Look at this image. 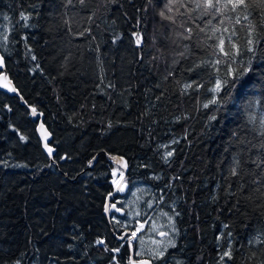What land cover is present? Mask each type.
<instances>
[{
  "label": "trees",
  "instance_id": "16d2710c",
  "mask_svg": "<svg viewBox=\"0 0 264 264\" xmlns=\"http://www.w3.org/2000/svg\"><path fill=\"white\" fill-rule=\"evenodd\" d=\"M202 11L191 0H0L6 72L55 148L50 160L37 121L0 91V264H130L131 252L154 264H264V42L247 52V21ZM248 12L259 25L261 8ZM212 25L238 33L232 66L250 71L235 87L232 57L208 39L228 34ZM217 79L230 83L214 93ZM192 82L200 86L184 92ZM115 154L128 160L133 190L173 220L163 231L178 229L177 244L146 253L141 240L117 239L148 211L118 202L125 213L107 219L111 178L122 172Z\"/></svg>",
  "mask_w": 264,
  "mask_h": 264
},
{
  "label": "snow or ice",
  "instance_id": "6c2138e0",
  "mask_svg": "<svg viewBox=\"0 0 264 264\" xmlns=\"http://www.w3.org/2000/svg\"><path fill=\"white\" fill-rule=\"evenodd\" d=\"M69 2H71V0H69ZM173 0H169V3H172ZM191 2L195 5V9H202L203 11L201 12V15H208L210 10H214V14H220L223 15L225 12H233V13H237V16L235 17V23L236 24H240L241 19L247 21V39H246V51L247 52H251L254 53L255 52V48L256 45L260 44L261 42H264V35H262L259 31L258 28H264V0H191ZM80 3L83 4L84 0H80ZM184 4L181 3V7H183ZM252 6H257L259 8H261L262 12H261V23L259 25H257L256 23H254L251 19H249L251 13L248 12V9ZM166 8L168 10V12H172L173 9L172 7H169L168 5H166ZM178 12V10H177ZM243 12V16L240 15V13ZM160 16L163 19L169 20L171 21L173 24L176 23L175 19L173 16L170 15H166L164 11L160 12ZM21 18L25 21H27L29 19V16L24 14L23 12L21 13ZM197 19H199V17H197ZM225 19H231V17H225ZM225 20L222 19L220 20V25H224ZM208 24L211 25L212 21L209 20ZM180 27H184V24H181ZM200 32H204L205 28H200L199 29ZM185 31L187 32V35H183V34H178L181 35L182 39L184 40H191L192 39V35H193V29L192 28H185ZM212 32L213 34L217 33V32H222V33H227L228 35H219V36H209L208 39H213L215 38L217 40V44L214 46L215 48L218 49L219 53H222L225 56H231L232 57V63H230L228 65V73L230 76H232V86L235 87V81H238L241 79V77H243L244 75H246L249 71L250 68L249 67H244L242 68V70H238L237 68H233V64L237 63L236 58L242 55V49L238 43L237 40H234V37H237L238 33L235 30V28L229 29L228 27H217L216 25H212ZM140 43V39H137V44ZM226 43L228 46H230V50L229 48H226ZM187 47V46H185ZM179 55L184 56V53H180ZM33 59H35V57H33ZM210 62L207 60H203L200 63L194 64L192 68L188 69L191 72L196 71V69L209 64ZM215 65H219L221 63V61L219 59L215 60ZM242 63V62H241ZM251 63V62H249ZM3 66V60L2 58H0V67ZM230 82L228 80H220L217 79L215 86L213 89H211V91H213L214 93H219L221 91L222 88H224L227 84H229ZM196 86L197 88L200 86L198 84H196L195 82L192 83H186L183 85V91L186 92L188 89L193 88V86ZM11 91H15V89H10ZM217 103V100L215 99V97H213L212 100L209 101V104H215ZM209 105L205 104L204 107L207 108ZM35 109H33V113L35 114ZM214 118V117H213ZM21 139L23 140L24 137L21 136ZM47 147V145H46ZM49 151L51 152V149H49ZM168 157H170L172 155V152H168L166 154ZM236 174V170L233 169V175ZM135 235V234H133ZM97 243H103V241H97ZM116 251L118 252L119 249H116ZM160 256H163L164 253L161 252L159 254ZM231 251H225L224 254L220 257L221 261L224 260L225 257H228L229 259H231Z\"/></svg>",
  "mask_w": 264,
  "mask_h": 264
},
{
  "label": "water",
  "instance_id": "95a60500",
  "mask_svg": "<svg viewBox=\"0 0 264 264\" xmlns=\"http://www.w3.org/2000/svg\"><path fill=\"white\" fill-rule=\"evenodd\" d=\"M0 58H2L0 54ZM3 60V58H2ZM15 89V91H11L10 89ZM0 91H3L5 93H8L10 95L18 97L20 99L21 103L26 106V108L29 111L30 116L32 119L36 120V128L35 132L36 135L41 143L42 149L44 153L49 157L50 160H52L55 148L50 144L51 141V133L43 123V115L42 113L35 111V114L33 113V107L29 106L25 100L22 98V96L19 94L18 90L13 84L12 79L10 78L9 74L6 72L5 64L3 60V66L0 67ZM47 145V147H46ZM51 149V152L49 151ZM114 164L119 166L122 169V175L118 181V183L114 186V189L106 196L105 200V206H104V213L108 220H110V213L115 211L118 212L120 209L116 206L115 203H110L111 198L114 196V194L117 192L120 195H124L127 192L128 184L124 181L125 175L127 173L128 168V160L118 154H115L111 157ZM129 234V238L133 239L134 235L129 231H124L120 236H118L119 241H123L126 236ZM131 245H130V251H131ZM130 264H154L151 259L147 257H141V258H134L133 252L130 253Z\"/></svg>",
  "mask_w": 264,
  "mask_h": 264
},
{
  "label": "rangeland",
  "instance_id": "374dc122",
  "mask_svg": "<svg viewBox=\"0 0 264 264\" xmlns=\"http://www.w3.org/2000/svg\"><path fill=\"white\" fill-rule=\"evenodd\" d=\"M141 190L142 189L140 188L133 190L129 195L128 200L125 201V205H127V208H130L133 211V214L136 215H142L148 211L145 219V221H147L146 223L142 220L136 222L134 236H136L138 241L141 240L143 242L141 243L143 252L151 253L152 249H159L167 244V241L162 239L163 234L160 232L165 228H172L173 220L166 215L167 213L158 208L157 203L154 200L151 198L142 199L144 195H142ZM146 229L147 231L143 237L142 235L137 236L141 231L144 232Z\"/></svg>",
  "mask_w": 264,
  "mask_h": 264
},
{
  "label": "flooded vegetation",
  "instance_id": "af4514ba",
  "mask_svg": "<svg viewBox=\"0 0 264 264\" xmlns=\"http://www.w3.org/2000/svg\"><path fill=\"white\" fill-rule=\"evenodd\" d=\"M121 175H122V172H121ZM120 176L118 177H115L112 175V178H111V186H112V190L114 189V186L116 185V183L118 182V180L120 179ZM133 176L132 178L127 176V174L125 175V178H124V181L128 184V189H127V192L126 194L124 195H120L118 194L117 192L114 194V196L111 198L110 200V203H115L116 206L120 209L118 212H111L110 213V216H111V219H115L116 218V215L117 214H124L125 213V209H122L123 207L119 205L118 202H121V204L125 203V201H127V199L129 198V195L131 194V192L133 191ZM128 197V198H127ZM124 205V204H123ZM126 206V205H125ZM168 233H166L165 231H161L160 233L161 234H166L168 237H166V241H167V244L164 246V247H171L175 244H177V241H178V237H179V230L177 229L174 233L170 232V230H167ZM162 235V236H163ZM126 238L128 239L129 238V234L128 236H126ZM125 238V239H126ZM135 238L136 236L133 237V239H130L129 240H132V241H135ZM165 252V251H164Z\"/></svg>",
  "mask_w": 264,
  "mask_h": 264
}]
</instances>
